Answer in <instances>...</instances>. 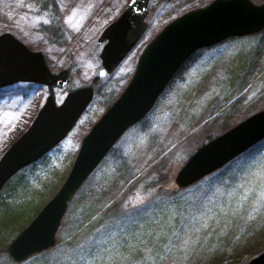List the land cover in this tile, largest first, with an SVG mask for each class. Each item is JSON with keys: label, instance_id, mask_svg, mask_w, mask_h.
<instances>
[{"label": "rangeland", "instance_id": "374dc122", "mask_svg": "<svg viewBox=\"0 0 264 264\" xmlns=\"http://www.w3.org/2000/svg\"><path fill=\"white\" fill-rule=\"evenodd\" d=\"M212 1L150 0L144 36L110 76L94 83L71 132L1 190V205L15 208L18 217L26 212L24 227L59 189L82 139L124 90L146 44L176 17ZM128 2L0 0V34L41 52L52 73L69 72L65 89L32 83L0 88V156L50 93L59 102L92 84L100 66L97 40ZM263 110L264 29L196 51L82 183L55 245L15 263L7 253L11 229L0 224V264L248 263L264 252V139L186 187L174 179L187 156Z\"/></svg>", "mask_w": 264, "mask_h": 264}, {"label": "water", "instance_id": "95a60500", "mask_svg": "<svg viewBox=\"0 0 264 264\" xmlns=\"http://www.w3.org/2000/svg\"><path fill=\"white\" fill-rule=\"evenodd\" d=\"M150 0H129L101 32L97 79L110 76L147 30ZM264 29V3L213 0L166 24L143 48L124 90L82 139L62 185L32 221L9 243L15 263L55 245V235L69 202L122 134L152 109L176 72L196 51L231 37ZM68 70L52 73L41 52L31 51L11 33L0 34V88L15 83L65 89ZM92 86L66 92L60 102L49 94L30 126L0 156V192L21 169L38 161L71 132L91 102ZM264 139V110L199 147L177 172V187H186L215 172ZM246 264H264V252Z\"/></svg>", "mask_w": 264, "mask_h": 264}, {"label": "trees", "instance_id": "16d2710c", "mask_svg": "<svg viewBox=\"0 0 264 264\" xmlns=\"http://www.w3.org/2000/svg\"><path fill=\"white\" fill-rule=\"evenodd\" d=\"M98 79H94L92 82V86L94 85L95 82H97ZM189 157V156H187ZM185 161V160H184ZM19 181V180H18ZM64 181V180H63ZM11 183V182H10ZM63 183V182H62ZM61 183V184H62ZM8 184V183H7ZM11 184H9L8 186H10ZM13 185L15 186L16 183H13ZM7 188V187H6ZM57 191V189H56ZM56 191L54 192V194L56 193ZM53 194V195H54ZM0 201L3 202V200L0 197ZM47 201V200H46ZM45 200L42 201L35 209L34 211V216L40 211V209L43 207V205H45V203H47ZM26 214V212L24 213ZM22 214V216L18 217L19 213L16 212L15 208L10 207L7 208L4 205L0 204V224H4V225H8L11 229V237H15L23 228L26 222H23V218L24 217Z\"/></svg>", "mask_w": 264, "mask_h": 264}]
</instances>
